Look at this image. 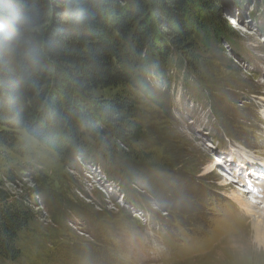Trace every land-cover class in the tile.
Returning <instances> with one entry per match:
<instances>
[{"label": "rangeland", "instance_id": "374dc122", "mask_svg": "<svg viewBox=\"0 0 264 264\" xmlns=\"http://www.w3.org/2000/svg\"><path fill=\"white\" fill-rule=\"evenodd\" d=\"M242 1L222 18L236 36L189 41L194 73L171 64L159 76L147 63L142 85L91 93L134 102L116 160L58 154L25 132L0 145V202L27 200L33 216L17 260L0 264H264L263 252L238 246L253 231L230 199L237 185L222 177L221 151L239 156L241 145L264 161V0ZM244 199L264 210L261 194Z\"/></svg>", "mask_w": 264, "mask_h": 264}, {"label": "trees", "instance_id": "16d2710c", "mask_svg": "<svg viewBox=\"0 0 264 264\" xmlns=\"http://www.w3.org/2000/svg\"><path fill=\"white\" fill-rule=\"evenodd\" d=\"M242 5V0H0L5 24L0 145L10 149L17 133L25 132L58 154L79 149L116 160L120 153L113 144L129 138L134 102L119 95L92 100L91 93L142 85L138 75L147 63L159 76L171 64L193 72L189 41L236 36L222 18L225 7ZM4 200L0 260L14 262L17 235L33 216L27 200Z\"/></svg>", "mask_w": 264, "mask_h": 264}, {"label": "bare ground", "instance_id": "6f19581e", "mask_svg": "<svg viewBox=\"0 0 264 264\" xmlns=\"http://www.w3.org/2000/svg\"><path fill=\"white\" fill-rule=\"evenodd\" d=\"M224 155L225 156L223 157V161L226 159V161H228V162H229V160L234 159V156H235V155L233 156V155H226V154H224ZM240 155L243 157L242 159H244L245 161L254 163V161H252L251 159L246 157L247 156L246 154H245V156L242 154H240ZM236 159H240V158L236 157ZM244 160H243V162H245ZM255 163H256V165L259 166V163H257V162H255ZM258 166H255L253 169H252V166H249L246 170V174L250 175V173H254V175L252 176L251 179H255L256 177H260L259 181H261V182L254 183V181H253L252 185L256 184L257 186H262L264 184V176L257 173L258 168H259ZM260 166L262 168H264V161H262L260 163ZM255 173H257L258 176L257 175L255 176ZM228 176L230 177V175H228ZM228 181L231 182V179H229ZM252 191H253L252 193L261 194V197H263V200H264V186L260 187V189H259V187H256V188L252 189ZM255 191H257V192H255ZM247 193H250V192L247 191ZM247 193H244L243 195L245 196ZM230 195H231L230 199L234 202V204L236 203L239 206V208L245 212V215L250 217V223L248 225H251L250 229L253 231V233L249 236L248 241L244 242V244H240L238 246L242 247V251H244V252L245 251L248 252L250 249L256 248V249H258V251L260 253L261 252L264 253V210H262V211L259 209L257 210V207L253 206L251 203H249V201L244 199L243 195H241L237 192H231ZM243 236L244 235H242L241 237H243ZM241 237L238 236V238H236L233 241L234 242L239 241V239ZM220 245H222V243Z\"/></svg>", "mask_w": 264, "mask_h": 264}]
</instances>
